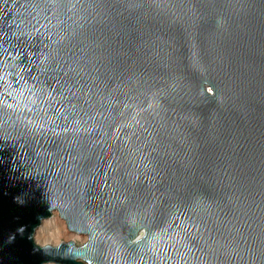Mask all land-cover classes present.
I'll use <instances>...</instances> for the list:
<instances>
[{"label": "water", "instance_id": "water-1", "mask_svg": "<svg viewBox=\"0 0 264 264\" xmlns=\"http://www.w3.org/2000/svg\"><path fill=\"white\" fill-rule=\"evenodd\" d=\"M51 263L264 264V0H0V264Z\"/></svg>", "mask_w": 264, "mask_h": 264}, {"label": "bare ground", "instance_id": "bare-ground-1", "mask_svg": "<svg viewBox=\"0 0 264 264\" xmlns=\"http://www.w3.org/2000/svg\"><path fill=\"white\" fill-rule=\"evenodd\" d=\"M211 93H213L212 91H211ZM57 213L59 214V216L61 217V215H60V213L57 211V210H55L54 212H53V216H51L50 218H48V219H44L43 221H42V224L40 225V230H39V228L37 229V230H39L38 231V233H37V235L36 236H34V238H35V242L37 243V244H39V245H48V244H50V245H54V246H56V245H59V244H57V243H53V242H50L49 241V239L50 238H52L54 235H58V234H64L65 232H66V229L64 228V226L63 227H61L60 226V223H59V221L57 220ZM62 218V217H61ZM63 219V218H62ZM64 220V219H63ZM65 221V220H64ZM66 222V221H65ZM67 224V223H66ZM67 228H68V226H67ZM37 230H36V232H37ZM36 232H35V234H36ZM73 239V238H72ZM62 243V242H61ZM60 243V244H61ZM51 264H54V263H51Z\"/></svg>", "mask_w": 264, "mask_h": 264}, {"label": "rangeland", "instance_id": "rangeland-1", "mask_svg": "<svg viewBox=\"0 0 264 264\" xmlns=\"http://www.w3.org/2000/svg\"><path fill=\"white\" fill-rule=\"evenodd\" d=\"M57 217H58L57 220L59 221L60 226L61 227L64 226V228L66 229V232L64 234L54 235L52 238L49 239L50 242H53V243L55 242L57 244H60L61 242H68V241L74 240L77 243V245H83L87 242L88 240L87 236L71 233L69 229L67 228L66 222L59 216L58 213H57ZM39 230H37L35 236L37 235ZM84 264H87V263H84Z\"/></svg>", "mask_w": 264, "mask_h": 264}, {"label": "snow or ice", "instance_id": "snow-or-ice-1", "mask_svg": "<svg viewBox=\"0 0 264 264\" xmlns=\"http://www.w3.org/2000/svg\"><path fill=\"white\" fill-rule=\"evenodd\" d=\"M22 230V229H21Z\"/></svg>", "mask_w": 264, "mask_h": 264}]
</instances>
